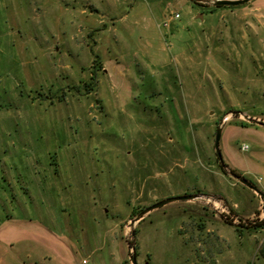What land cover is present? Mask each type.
I'll list each match as a JSON object with an SVG mask.
<instances>
[{
    "label": "rangeland",
    "instance_id": "obj_1",
    "mask_svg": "<svg viewBox=\"0 0 264 264\" xmlns=\"http://www.w3.org/2000/svg\"><path fill=\"white\" fill-rule=\"evenodd\" d=\"M161 2L0 0V264H264V0Z\"/></svg>",
    "mask_w": 264,
    "mask_h": 264
},
{
    "label": "crops",
    "instance_id": "obj_2",
    "mask_svg": "<svg viewBox=\"0 0 264 264\" xmlns=\"http://www.w3.org/2000/svg\"><path fill=\"white\" fill-rule=\"evenodd\" d=\"M154 1L156 4L153 5L152 9L155 11V13H157V12H159V10L162 6V2H161V0H154ZM225 9H228V8H225ZM228 10H231L232 12H234L236 9L235 8H229ZM210 11H211V9H210ZM247 13L248 12L245 11V14H247ZM175 14H177V12ZM198 16H200V14ZM202 16H203V19L206 18L205 14H202ZM170 19L173 20L174 18L171 16ZM261 19H263V18L261 17ZM261 28H263L262 25H261ZM244 39L245 38H243V40ZM261 39H262L261 41H263V38H261ZM240 114L242 117L241 112H240ZM248 119H261V118H259L257 116H253V118H252V117L248 116ZM224 123H226V121ZM233 124L235 125V127H241L243 130L247 131V133L248 132L252 133L251 137L253 140L254 151L252 152V155H250V158L249 159L247 158L248 161L247 160L246 161H247L248 165L244 166V168L242 167L241 164L239 166L232 164V162H230L231 161L230 159L227 160V163H230L233 167H237L236 169H238V171H240V173L242 175H245V176H251V177L255 178L256 172H258L260 174L262 173V175H264V126H251V125H249L247 127H242L238 123H233ZM225 126H226V124L223 125V128H225ZM243 145L246 146L247 144H243ZM243 147H242V149H243ZM260 161H261L262 166L259 167L260 169H257L256 166H254V165L258 164ZM56 171L58 172V169H56ZM257 181L259 182V181H261V179H259ZM88 262H89V260H87V264H89ZM82 264H83V261H82Z\"/></svg>",
    "mask_w": 264,
    "mask_h": 264
},
{
    "label": "water",
    "instance_id": "obj_3",
    "mask_svg": "<svg viewBox=\"0 0 264 264\" xmlns=\"http://www.w3.org/2000/svg\"><path fill=\"white\" fill-rule=\"evenodd\" d=\"M250 1H252V0H215V1H211V4L213 6H238V5L248 3ZM258 123H260L261 126H264V122L258 121ZM222 129H223L222 125L220 127H218L217 132H216V136H215V149H216L217 157L220 160H222V153L220 150V140H221V135H222ZM235 177L237 178V180L240 183H242L246 187L250 188L251 190L255 191L257 194L263 196V193L256 186H254L252 183H250V181H248L244 176H235ZM197 198H199L197 195H185V196H181V197H174V198H170V199L160 201V202L146 208L145 211L137 218L136 221L141 219L145 214L150 212L152 209L161 207V206H163L167 203H170L172 201L179 200V199H181V200H194ZM133 235H134V232H133ZM131 260H132L133 264H137V256L135 254L131 255Z\"/></svg>",
    "mask_w": 264,
    "mask_h": 264
},
{
    "label": "trees",
    "instance_id": "obj_4",
    "mask_svg": "<svg viewBox=\"0 0 264 264\" xmlns=\"http://www.w3.org/2000/svg\"><path fill=\"white\" fill-rule=\"evenodd\" d=\"M191 1L194 4L206 7V5H203V4L199 3L196 0H191ZM207 7H210L213 10L214 8H234L235 6H207ZM92 68L93 69H98L99 71L100 70L103 71L104 65H103L99 55H95V59L93 61V67ZM92 79H93V81L95 80V74H93V78ZM88 85H91L92 89H94L96 87V83L95 82H91ZM88 85H86V86H88ZM239 125L242 126V127H247L249 125H251V126H261L260 123H258V121L255 120V119H251V122L249 124L245 123V122H240ZM218 162H219V166L221 167V169L223 170V172L225 174H228V172H230L233 176H242L240 171H238L237 169H234L233 167H231L227 162H225L223 157H222V160H220L218 158ZM240 221H242V219H240ZM230 224H233V223H230ZM252 225H254L255 227H261L262 226L260 223L252 224ZM241 226H242V224H241Z\"/></svg>",
    "mask_w": 264,
    "mask_h": 264
},
{
    "label": "built area",
    "instance_id": "obj_5",
    "mask_svg": "<svg viewBox=\"0 0 264 264\" xmlns=\"http://www.w3.org/2000/svg\"><path fill=\"white\" fill-rule=\"evenodd\" d=\"M173 18L174 19H179L180 18V15L178 13L177 14H174ZM168 25H169V21H166L164 23V26L165 27H168ZM243 149H247V146H244ZM83 264H87V261L86 260H83Z\"/></svg>",
    "mask_w": 264,
    "mask_h": 264
}]
</instances>
